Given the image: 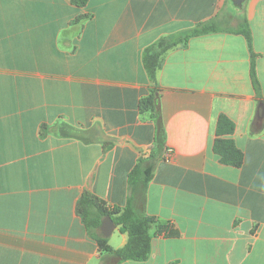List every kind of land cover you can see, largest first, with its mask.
<instances>
[{
  "label": "crops",
  "instance_id": "0c3cea01",
  "mask_svg": "<svg viewBox=\"0 0 264 264\" xmlns=\"http://www.w3.org/2000/svg\"><path fill=\"white\" fill-rule=\"evenodd\" d=\"M243 17L259 93L242 35L191 38L156 73L158 145L138 107L151 88L143 50ZM220 115L234 124L239 168L213 152ZM140 160L153 174L135 206L157 223L147 260L119 264H264V0H0V264H100L77 202L122 210ZM126 242L116 226L108 245Z\"/></svg>",
  "mask_w": 264,
  "mask_h": 264
},
{
  "label": "trees",
  "instance_id": "16d2710c",
  "mask_svg": "<svg viewBox=\"0 0 264 264\" xmlns=\"http://www.w3.org/2000/svg\"><path fill=\"white\" fill-rule=\"evenodd\" d=\"M89 0H69L70 4L83 8ZM237 7V6H236ZM238 8H241L238 7ZM85 18V17H83ZM79 18V19H83ZM229 32L242 35L251 54L250 78L254 91L258 94L260 85L256 74V54L252 48V33L245 17L241 18L237 28H223L219 19L215 18L207 22L197 24L184 33L163 36L146 47L141 54L142 67L146 73L151 88L149 93L140 99L138 107L141 114H148L157 126L156 142L164 143V133L159 117V89L156 84V73L161 68L164 55L177 46H186L191 38L209 34ZM234 124L225 115L217 119L213 152L219 158L221 164L235 168L241 167L243 153L235 145L230 136L234 132ZM145 164V165H143ZM153 163L140 160L128 175V183L131 187V196L126 206L120 210L108 208L105 203L95 196L84 194L76 205V211L87 234L96 242L100 252L106 256L100 264H119L126 261L143 262L147 260L151 252L150 229L157 223L155 217L149 216L135 206V195L138 191H144L146 184L151 180ZM138 189V190H137ZM109 216L122 233L127 234L126 244L119 249H112L108 245V238H104L100 232L103 219ZM165 226H158V232Z\"/></svg>",
  "mask_w": 264,
  "mask_h": 264
},
{
  "label": "water",
  "instance_id": "95a60500",
  "mask_svg": "<svg viewBox=\"0 0 264 264\" xmlns=\"http://www.w3.org/2000/svg\"><path fill=\"white\" fill-rule=\"evenodd\" d=\"M233 5L240 7L244 3L245 0H230ZM261 112V109L259 110ZM116 225L111 219V217L106 216L100 226V232L104 238H108L112 232L115 230Z\"/></svg>",
  "mask_w": 264,
  "mask_h": 264
},
{
  "label": "rangeland",
  "instance_id": "374dc122",
  "mask_svg": "<svg viewBox=\"0 0 264 264\" xmlns=\"http://www.w3.org/2000/svg\"><path fill=\"white\" fill-rule=\"evenodd\" d=\"M245 2V1H244ZM243 5V4H242ZM220 21V20H219ZM221 22V21H220ZM222 24H223V27H225V26H227V27H229V28H237V26H238V24L240 23V22H238L237 24H236V22H232L231 20L230 21H226V22H224V21H222L221 22Z\"/></svg>",
  "mask_w": 264,
  "mask_h": 264
},
{
  "label": "built area",
  "instance_id": "2783aa9c",
  "mask_svg": "<svg viewBox=\"0 0 264 264\" xmlns=\"http://www.w3.org/2000/svg\"><path fill=\"white\" fill-rule=\"evenodd\" d=\"M168 153H169V151L167 152V154H166L165 158H167V157H168Z\"/></svg>",
  "mask_w": 264,
  "mask_h": 264
}]
</instances>
